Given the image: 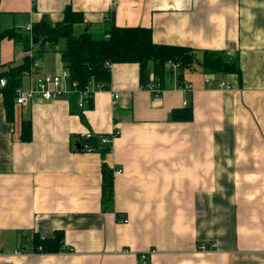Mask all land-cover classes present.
<instances>
[{
	"label": "crops",
	"instance_id": "obj_1",
	"mask_svg": "<svg viewBox=\"0 0 264 264\" xmlns=\"http://www.w3.org/2000/svg\"><path fill=\"white\" fill-rule=\"evenodd\" d=\"M67 6L83 16L74 35L100 36L110 23L147 27L155 43L199 58L224 53L239 75L170 67L156 93L140 83L136 62L112 63L108 87L92 81L91 102L79 94L86 123L70 112L69 75L57 98L14 100L11 119L0 90V264H140L149 250L147 264H264V0H0V28L31 32L28 24L60 22ZM64 42L45 44L22 89L62 75ZM36 44L3 39L0 72L36 55ZM174 109L191 117L173 119ZM115 129L106 155L80 143ZM104 159L110 203L101 201ZM56 230L62 251L29 249L32 233Z\"/></svg>",
	"mask_w": 264,
	"mask_h": 264
},
{
	"label": "trees",
	"instance_id": "obj_2",
	"mask_svg": "<svg viewBox=\"0 0 264 264\" xmlns=\"http://www.w3.org/2000/svg\"><path fill=\"white\" fill-rule=\"evenodd\" d=\"M82 17L81 12L73 11L71 6H67L60 22L52 24L46 20L38 21L32 25L31 32L0 28V43L5 38L12 39L15 42H22L28 49L32 37L36 36L38 39L36 45L39 48L36 55L27 56L20 64L0 72V77H5L7 80L6 85L0 89L7 117L11 119L16 90L20 87L23 76L30 71L37 54L46 48V43L52 47L62 39L65 42L61 49V60L64 68L69 72L70 80L76 82L70 93V112L77 114L82 123H86V120L82 113V107L78 106L79 94L85 92L92 81L103 88L108 87L112 63L136 62L139 65V81L143 86L151 79V75L153 78L163 81L171 71L170 67H167L169 61L178 63V69L182 72L186 68L191 69L195 65H199L206 74L223 72L239 75L237 64L234 61H228L224 53L204 51L202 57L199 58L190 47L155 43L152 40L151 30L147 27L116 26L110 23L103 35L95 36L90 32L74 35L72 26L81 21ZM181 73H179L180 78ZM88 94L90 97L87 101L91 102L90 89H88ZM178 112H180L178 109L172 111L173 119H189L192 114L190 109H186V112L183 113ZM30 137V121L23 120L20 138L24 141L29 140ZM80 140L76 141L82 145L86 144L92 149H98L103 155H106L111 148L110 144L100 142L98 134H94L86 140L80 137ZM100 143L102 147L99 146ZM101 171V201L110 203L113 196V169L108 166L105 159ZM29 247L35 253L62 251L65 248L64 233L61 230H56L50 235L32 233Z\"/></svg>",
	"mask_w": 264,
	"mask_h": 264
},
{
	"label": "built area",
	"instance_id": "obj_3",
	"mask_svg": "<svg viewBox=\"0 0 264 264\" xmlns=\"http://www.w3.org/2000/svg\"><path fill=\"white\" fill-rule=\"evenodd\" d=\"M31 24H28L26 27L27 31L31 30ZM177 65L174 64L173 62H168L167 63V67H176ZM64 76H68V71L66 69L63 70L62 75H46V76H42L40 78L37 79V81L35 83H32L27 89H18L17 93H16V97H15V103L17 104H26L28 103L32 97L35 94H40L43 99L45 100H50L53 98H56L58 96H60L62 90H60V83H61V78ZM7 83V80L5 77H0V87L5 86ZM52 87H49V86ZM221 86H224V83H220ZM185 88L190 89V86L188 84H186L184 82L183 85ZM147 89L151 92H160L161 91V87H160V82L158 80H156L155 78H153V76L151 77V79L148 81L147 85H146ZM87 90L84 92V94L82 96H87ZM117 96V95H115ZM186 104V101L183 103ZM79 105H82V101L80 100ZM117 134V132L115 133H111V135H115ZM94 134L93 133H86L83 135H80V137H84V138H90L92 137ZM99 137H101V140L103 143H107L109 144V136L108 135H102V134H98ZM85 149H92L91 147L85 146ZM122 221L126 222L127 219L123 218ZM215 247V244L213 243H202L199 245V248L202 250H206V249H212ZM151 253H153L152 250L149 251H143L141 253H139V263L140 264H147L148 262V258L150 257Z\"/></svg>",
	"mask_w": 264,
	"mask_h": 264
},
{
	"label": "bare ground",
	"instance_id": "obj_4",
	"mask_svg": "<svg viewBox=\"0 0 264 264\" xmlns=\"http://www.w3.org/2000/svg\"><path fill=\"white\" fill-rule=\"evenodd\" d=\"M171 62V61H170ZM174 63V62H173ZM175 64V63H174ZM177 65V64H176ZM178 66V65H177ZM67 70V69H66ZM68 71V70H67ZM68 75H69V72H68ZM159 81V80H158ZM160 82V81H159ZM148 83V82H147ZM76 84V82H73V85H75ZM147 85V84H146ZM162 85H161V82H160V87H161ZM21 87H18L17 88V90L18 89H20ZM17 90H16V93H17ZM161 90H162V87H161ZM84 94V92H82V95ZM87 95H88V92H87ZM59 97V96H58ZM57 98V97H56ZM54 99V98H53ZM78 106H82V105H79V102H78ZM115 132H117V134L119 133V131L118 130H113V132L112 133H115ZM90 133H92V132H90ZM95 134V133H94ZM117 134H115L114 136L113 135H111V133L110 134H105V135H108L109 136V138L111 139L112 137H115ZM91 138V137H90ZM100 138V141H101V143H103L102 142V140H101V137H99ZM82 139H84V140H86V139H88V138H84V137H82ZM103 144H107V143H103ZM85 146H87L86 144H83V146L82 147H85Z\"/></svg>",
	"mask_w": 264,
	"mask_h": 264
},
{
	"label": "water",
	"instance_id": "obj_5",
	"mask_svg": "<svg viewBox=\"0 0 264 264\" xmlns=\"http://www.w3.org/2000/svg\"><path fill=\"white\" fill-rule=\"evenodd\" d=\"M37 42H38L37 37H36V36H33V37H32V43H33V44H36Z\"/></svg>",
	"mask_w": 264,
	"mask_h": 264
}]
</instances>
